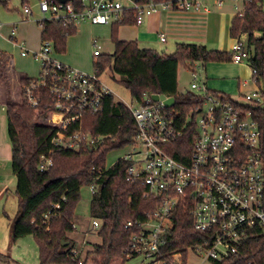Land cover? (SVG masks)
Masks as SVG:
<instances>
[{
	"label": "built area",
	"instance_id": "obj_1",
	"mask_svg": "<svg viewBox=\"0 0 264 264\" xmlns=\"http://www.w3.org/2000/svg\"><path fill=\"white\" fill-rule=\"evenodd\" d=\"M216 4L220 6L221 1ZM39 10L49 15L44 20L75 26H141L163 13H209L201 0H79V7L72 1L40 0ZM24 13H30L28 7ZM15 33L13 28L12 41ZM167 37L160 32L157 40L166 43ZM91 45L93 57L101 55L99 40L94 38ZM52 52V44L43 42L35 54L39 74L23 89L25 102L39 110L47 93L48 111L42 122L57 129L56 144L78 150L102 143L103 138L83 132L82 119L102 110L104 100L112 95L110 89L100 76L61 63L52 57ZM230 53L235 65L249 58L240 40L233 42ZM21 55L27 53L23 50ZM188 71L190 92L201 99V105L191 110L181 124L169 111L171 107H165L162 100L154 101L153 95L144 93L140 99L132 100L133 105H125L136 125V134L128 146L131 151L119 159L129 163L126 181L141 182L145 186L143 197L159 200L146 220L126 224L125 229L134 230L126 257L141 255L150 260L148 264H189L190 257L197 264L223 262L238 254L244 241L264 240V93L248 91L239 96L240 100L214 94L206 87L202 64ZM168 98L171 97L165 96ZM199 115L197 121L195 117ZM190 127L194 129L191 146L185 161H181L168 152L173 147L176 150L177 141ZM52 165V160L42 155L38 169L47 172ZM98 178L99 175L93 177L89 185L92 194ZM179 208L189 212L193 229L206 233L210 240L165 257L161 251L164 237L172 229V217ZM99 224L93 220V229L97 230Z\"/></svg>",
	"mask_w": 264,
	"mask_h": 264
},
{
	"label": "trees",
	"instance_id": "obj_2",
	"mask_svg": "<svg viewBox=\"0 0 264 264\" xmlns=\"http://www.w3.org/2000/svg\"><path fill=\"white\" fill-rule=\"evenodd\" d=\"M71 1L79 7V0ZM3 4L7 5V1ZM37 25L41 30V42H50L56 54H64L68 39L77 33L75 25L62 21L42 20ZM127 25L132 24L112 26L110 39L114 51L111 55L95 57L93 73L100 76L109 68L119 77V83L129 91L132 100L140 99L144 93L173 98L174 105L169 111L181 124L191 110L199 108L201 99L191 92L178 93V67L182 65L186 70H192L199 63L204 68L208 63H228L231 62V53L208 50L200 44L177 43L172 54H158L154 50L140 48L136 41L119 40V27ZM228 33L233 41L240 40L242 35L247 36V64L251 69L252 80L258 83L264 77L262 0H243V9L231 19ZM6 61L5 55L0 53V82L5 89L1 103L5 107L11 161L14 168L24 173L27 186V193L18 196L15 216L8 219L11 242L31 235L38 247L39 264H124L135 257H126L128 243L134 232L133 229H125L126 224L146 220L159 202L157 198L143 197L145 186L141 182L126 181L128 162L117 160L106 169L107 155L128 147L136 134L130 111L113 95L108 96L101 111L88 113L82 119L83 132L94 138H103L102 143L78 150L65 148L54 142L57 129L42 122L48 111L45 109L49 103L47 93L39 110L31 108L23 98L24 87L37 78L20 76V99L11 100L5 74V68L8 67ZM193 134L194 129L187 128L177 141L176 150L173 147L168 153L185 161ZM42 155L53 163L47 172L38 169ZM92 169L95 174H92ZM97 175L99 178L95 182L96 191L90 199L89 214L100 223L97 229L100 244L93 245L82 260L68 234L75 231L73 215L81 189L89 186ZM172 221L173 227L165 235V244L161 248L165 257L176 250L210 240L206 233L193 229L188 211L179 208L173 214ZM263 261L264 240L250 238L243 242L238 254L212 264H261ZM0 264L18 263L9 254L0 253Z\"/></svg>",
	"mask_w": 264,
	"mask_h": 264
},
{
	"label": "rangeland",
	"instance_id": "obj_3",
	"mask_svg": "<svg viewBox=\"0 0 264 264\" xmlns=\"http://www.w3.org/2000/svg\"><path fill=\"white\" fill-rule=\"evenodd\" d=\"M7 1L8 11L0 6V13L3 16L8 17L6 14H10L8 20L9 23L14 22L15 18L26 17V21L21 23V25L30 26L32 23L36 24L37 21H42L44 19H48L49 15H43L39 12V1L40 0H27L26 3H22V0H5ZM211 5L214 0H208ZM223 4L221 9V13L224 15L225 11H229L230 17L235 15L236 13L242 11L243 9V0H237L234 2L233 0H222ZM237 7L234 8V7ZM29 8L32 10V15H25L24 8ZM262 8L264 11V0H262ZM218 10V9H217ZM216 8L213 7V13H216ZM218 13V12H217ZM234 13V14H233ZM164 14V13H163ZM165 16V15H164ZM163 16V20H164ZM226 21V20H225ZM1 23L5 21L0 19ZM174 31V24H171ZM27 26V29H29ZM77 33L72 38L70 37L67 41V53L66 57L69 62L73 64H79L84 67V69H79L86 74L93 73V61L95 57H93V47L91 42L94 38L98 39L100 44L102 45L101 54L102 55H111L114 51V46L109 38V28H98V27H88L86 24H77ZM10 28L4 27L0 30V36L2 38L9 37ZM183 34H190L195 38H202L196 40H182L176 38L174 34H169L167 37L166 43L156 42L155 40L148 39L145 40L149 42V44L141 45L143 48L146 46V49L154 50L158 54H166L170 55L175 51V45L177 43H188V44H200L206 46L208 50H229L231 48L233 40L228 37V27L227 22L224 24H218V19L215 20L214 15L207 16L205 22L201 23V26H194V32H191L192 29L189 28H178ZM134 28L132 27H121L120 31L125 32V38L129 39L128 35L132 32ZM141 29H138L140 32ZM172 31V30H171ZM31 32V29L28 30ZM142 35L143 32L141 31ZM33 35H35L33 30ZM259 36V35H258ZM129 37V38H128ZM241 43L246 47L247 45V36H241ZM65 64V63H64ZM212 63H208L206 66L207 73L209 70V66ZM68 65V64H65ZM73 68H77L75 66L68 65ZM214 66V64H213ZM226 67L225 72L228 74L234 73V69H241L240 73L235 74L233 78L231 77H223L219 78L220 80L224 79L228 81L230 89H223L224 93L230 96L233 99L240 100L239 96L246 93V88H253L256 91H260L264 93V77L259 80L258 83L254 82L251 78V69L249 68L247 61L243 63V65L236 67L232 63H224ZM78 69V68H77ZM16 70V69H15ZM5 74L7 76V81L10 86V98L12 101H18L19 98V84L13 80L11 72L8 67L5 68ZM204 77V72H203ZM100 79L103 84L108 87L114 97V99L118 102H121L125 105H133L131 96L129 91L119 83V77L112 73V71L107 68L101 75ZM212 78H209L211 80ZM218 78H215V80ZM239 81V82H238ZM190 82L191 76L188 70H186L182 65L178 67L177 72V85H178V93H187L190 92ZM239 83V88L237 84ZM246 88L244 87V84ZM0 98L3 97L4 94V86L2 82H0ZM238 88V89H237ZM3 107V109H2ZM201 116H196L195 119L199 121ZM4 120V121H3ZM190 121V117L187 119ZM0 122L1 126L5 129V138H7V123H6V114L5 107L0 105ZM131 151L130 147H125L121 150L112 151L106 157V163L108 166L113 165L117 160H119L124 154ZM18 196H23V188L19 184L18 180H15L14 177L8 175V172H4L2 167H0V252L8 253L11 259L18 264H39V255H38V247L36 242L34 241L31 235L24 236L15 242H11L9 236L8 229V219H11L15 216L18 209ZM92 193L89 190V186H84L80 192V200L76 205L74 215H73V225L74 232L68 234V238L72 240V245L78 250L82 260L85 258V254L88 250L92 248L93 245L100 244V238L97 235V230L93 229L92 221L93 219L89 214V206L90 199ZM150 262L149 259L144 256H135L129 260H127L124 264H148ZM189 264H197V260L190 257L187 260ZM90 264V263H89Z\"/></svg>",
	"mask_w": 264,
	"mask_h": 264
},
{
	"label": "crops",
	"instance_id": "obj_4",
	"mask_svg": "<svg viewBox=\"0 0 264 264\" xmlns=\"http://www.w3.org/2000/svg\"><path fill=\"white\" fill-rule=\"evenodd\" d=\"M25 1L27 0H22V3H26ZM217 0H214L213 4L211 5V3H209L208 0H201V3L203 4V6H206L209 10V13L207 15H190V14H180V13H174L171 15H167V14H160V15H154L151 18H149L145 23H143L141 26H133V25H127V26H120L118 29V39L121 41H136L139 45L140 48L141 45H145L149 44V42H146L145 40L148 39H152L155 40L156 42H158L157 40V35L160 32H164L167 34V36L169 34H174L176 36V38L178 39H182V40H196V39H202V38H195L194 36L188 34H183V32L180 31V27L182 28H189L192 29L191 32H194L193 28L194 26H201L202 22H205V19L207 18V16L210 15H214L215 20L218 19V24L220 25L221 23L224 24L227 22V27L229 29V24L231 19L237 14L233 15L232 17H230L229 11H225V14L223 15L221 13V11L219 9H221L223 1H221V5L217 6L216 4ZM234 2H236L237 0H233ZM3 2H5V0H0V6H2L5 11H8V5H4ZM213 7L216 8V13H213ZM234 8L237 9V7L235 6ZM29 14H25L27 15H32L33 12L31 9ZM40 12V10H39ZM218 12V13H217ZM41 13V12H40ZM239 13V12H238ZM234 14V13H233ZM8 15V17L3 16L2 13H0V19L4 20V23H1V29H3L4 27H8L10 28V32H9V37L8 38H2L0 36V53L2 55H5V57L7 58L6 64L8 66L9 71L11 72L12 75V79L18 82V78L20 76H27L30 79H34L38 76L39 74V62L35 57V54L39 51L40 47H41V30L36 24L32 23L30 26L28 25H21V23H24L26 21V17H20V18H15L17 20H15L12 23H9L8 20L9 17H11V15L8 13L6 14ZM165 15V16H164ZM163 16H164V20H163ZM226 20V21H225ZM88 25V27H92V28H109V38L111 35V31H112V26L111 24L109 25H90L87 23H83ZM174 24V31L172 28V25ZM27 26L29 29H27ZM121 27H132L134 28V30L132 32H130L128 35L130 36L129 39L125 38V32L124 31H120ZM15 28L16 29V33H15V37L14 40L12 41L10 38V33L11 30ZM31 29V32H28V30ZM138 29H141V31L143 32V35L140 32H138ZM33 30L35 35H33ZM172 30V31H171ZM228 33V30H227ZM228 37H229V33H228ZM72 38V37H71ZM230 38V37H229ZM204 40V39H202ZM234 42V41H233ZM240 42H241V37H240ZM233 44V43H232ZM146 46H144L143 48H145ZM25 51L27 53L26 56H22L21 53L22 51ZM217 51H225V52H230V48L229 50H217ZM66 53H67V49L66 52L64 54H56L54 53V51L52 52V57L54 59H56L57 61L61 62V63H65L71 66H75L78 69H84L83 66L79 65V64H73L71 62H69L68 58L66 57ZM231 63V62H230ZM245 63V62H244ZM214 64V66H213ZM233 64V63H232ZM235 65V64H233ZM242 64L239 65H235L236 67L241 66ZM207 66V64H206ZM206 66L204 68V80H205V84L206 87L208 88V90L210 91H214V92H218L224 95H227L226 93H224L223 89H230V87H228L229 83L228 81L222 79L220 80L219 78H221V76L223 77H231L233 78L234 75L240 73L241 69H234V73H230L228 74L227 72H225L226 67L224 66V63H212L209 66V70L207 73V69ZM76 68V69H77ZM16 69V70H15ZM209 78H212L211 80H209ZM215 78H218V80ZM239 82V81H238ZM247 85L246 83L244 84V87L246 88ZM237 87L239 88V83L237 84ZM1 88V86H0ZM237 88V89H238ZM254 90L252 87L251 88H246V91H252ZM1 95V94H0ZM228 96V95H227ZM1 99L0 98V105H2L1 103ZM4 106V105H3ZM3 108V107H2ZM4 121V120H3ZM1 122H0V167H2V170L4 172H8V175L12 176L15 178V180H18L19 184L21 185V187L23 188V195H25L27 193V186H26V182H25V177H24V173L20 170H18L17 168L13 167L11 158H12V154H11V146L8 142V140L5 138V127L3 128V126H1ZM3 253V252H0ZM3 254H8V253H3Z\"/></svg>",
	"mask_w": 264,
	"mask_h": 264
},
{
	"label": "water",
	"instance_id": "obj_5",
	"mask_svg": "<svg viewBox=\"0 0 264 264\" xmlns=\"http://www.w3.org/2000/svg\"><path fill=\"white\" fill-rule=\"evenodd\" d=\"M61 3H65V2H68V1H71V0H57ZM152 99L154 101H157V100H162L163 103H164V106L165 107H172L174 105V99L173 98H168V99H165V96L164 95H153L152 96ZM65 245V244H64Z\"/></svg>",
	"mask_w": 264,
	"mask_h": 264
}]
</instances>
